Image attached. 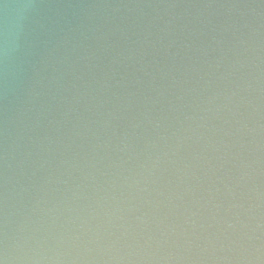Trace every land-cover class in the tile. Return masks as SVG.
Segmentation results:
<instances>
[{
    "label": "water",
    "instance_id": "water-1",
    "mask_svg": "<svg viewBox=\"0 0 264 264\" xmlns=\"http://www.w3.org/2000/svg\"><path fill=\"white\" fill-rule=\"evenodd\" d=\"M0 264H264V0H0Z\"/></svg>",
    "mask_w": 264,
    "mask_h": 264
}]
</instances>
